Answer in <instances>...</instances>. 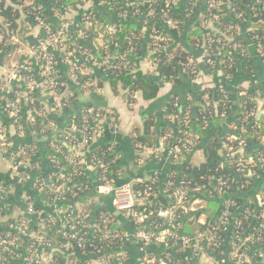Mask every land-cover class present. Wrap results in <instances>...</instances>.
Masks as SVG:
<instances>
[{"label": "trees", "instance_id": "1", "mask_svg": "<svg viewBox=\"0 0 264 264\" xmlns=\"http://www.w3.org/2000/svg\"><path fill=\"white\" fill-rule=\"evenodd\" d=\"M10 1L13 4L12 6H7L4 4V0H0V17L3 18L0 27L5 24L8 30L14 27L19 13L13 6L22 7L24 12L36 24L38 22L35 18L39 14L43 19V24L49 25L55 31L63 30L70 34L71 38L68 44L74 43L76 45L70 47L73 53L80 54L81 51L79 50L88 51V57H84L85 61L84 59L81 60L80 64L82 63L84 67H89L91 63L90 57L96 58L98 63L94 67L110 73L111 86H120L124 91V96L129 101L132 95L137 92L145 100L155 98L161 82L175 81L181 72H184L189 80L195 78L196 74L200 71V67L194 57H196L195 55L200 57L203 49L209 50L211 54L210 59L213 60V64L211 65L202 59L201 61L205 63L206 68L213 75L217 71H220L222 74L233 73L235 71L234 64L228 67L232 62L228 63L227 61L222 63V60L227 55L235 59V52L239 53L234 45L236 42H240V40L238 38L231 39V37L236 36L237 31L229 30V26L231 25L238 30L236 22L238 20H226L224 12L221 9L219 11L211 9L210 12L215 15L214 18L211 17L205 12V6L200 0L194 3L192 0H183L176 3L172 2V0H126L127 4L119 0H99L110 6L112 13L99 15L95 10L83 12L80 14L76 26L68 27L66 30L58 25H56L58 26L56 28L48 20V16L56 15V11L62 12L64 9H76L85 0H34V5L32 6L25 5V2L28 0ZM141 1L144 2L140 4ZM230 2L234 7L231 9L233 13H235V10L239 12V21L249 23V37L256 44H263L264 0H230ZM258 2L261 4H258ZM36 7H40V9L38 10ZM48 7L49 14H46L45 9ZM199 9L204 12V16L201 20H196L195 13ZM86 17L92 22L90 24L91 27L96 29L91 28L93 33L86 26L89 25L85 22ZM209 22L213 25L211 28L207 27ZM107 27H111L112 30L106 32ZM144 27H146V30H143ZM79 30L84 31V40H76L74 33ZM102 36L106 39L104 40V44L97 45L96 49L89 47L92 39ZM155 36L158 37L155 38ZM5 37L3 35L2 40ZM208 38H212L216 42L209 44ZM145 40L151 42V56L157 61L159 66L157 78L143 74L137 64L138 58L143 54V41L145 42ZM103 45H106V48H103ZM118 45L119 47H117ZM107 54L111 56L115 54L112 61L105 59ZM57 56L60 59L63 57L61 52ZM122 57H124V60L121 59ZM190 59L194 62L189 63ZM39 64H41L40 61ZM79 79L83 81L85 78L82 79L80 75ZM62 92H65V90L63 85L59 84L58 93ZM188 92H191V89L184 94H172L168 98L164 104L163 118L158 123L155 120V116L150 113H144L142 114L141 122L133 124L129 139L138 152L150 150L153 151V154L154 152L158 154V151L162 152L163 150L167 153V150L175 144H179L183 150L177 157L171 158L172 163H174L173 165L179 166L180 169L178 171L174 169L176 167H170L167 173L163 174L157 168H150L147 175L139 174L135 177L142 179V182L135 183L133 189L152 191L153 194L151 197H148L150 198L149 202H151V205L147 202L146 206L150 210H155L157 207H168L172 204L171 198L168 197L169 192L176 189H186L191 191L189 196L194 197L192 194L193 189L199 188L195 197L204 202L203 207L191 212V219L186 218L182 210L179 209L177 211V216H179V219L181 218L178 221L182 228L181 233L191 234L192 236L198 231L205 232L216 223L225 206H228L231 215H238L235 217L236 220L238 219L241 222L243 231L247 232L250 228L257 231L260 230L262 241L261 243H256L258 244V248L254 247L257 248L255 250L253 246L248 247V262L238 263L236 259H232L231 257L234 245L232 236L237 233L241 236L244 232L242 233V231L232 226L227 235L223 232L220 233L218 245H214L215 243L212 242V245L205 246V242L203 243L206 247V255L211 257L217 264H264V259L258 255L259 251L264 252V169L255 160L250 164L245 163V160L250 157L255 159L260 157V155H264V145L261 143V139L264 136V114L257 117V102L253 99L252 92H247L243 98H239L235 103L232 99L220 101L221 94L218 87L217 89L200 90L197 92L196 101L198 104L196 105H193L188 99ZM40 95V93L32 95L35 100L29 108H32V105L35 110L43 108ZM205 95L209 101L207 105H203ZM72 96H67L65 99V103L62 105L63 110L68 108L73 100ZM233 105L235 108H233ZM0 109L9 116L6 110L2 107ZM80 110L79 113L83 114V117L75 116H77L76 121L78 125L82 127L88 126L89 123L93 122V114L98 113L103 119L106 116V119H108V116H110L106 115L104 110L97 109L92 105H86ZM222 112H224V115H222ZM182 119L188 121L187 126H184ZM227 120H230L228 122L237 120L246 129L242 134L245 138V146L241 151L236 150L229 157L226 156L227 148L232 146L236 149L238 144L237 141L230 137L232 131L226 125ZM102 122L100 124L97 123L101 132L103 130ZM26 128L40 133H45L47 130V128H44L42 118H36L33 122L27 123ZM93 128L87 127L86 132L88 135L92 134ZM184 132L190 133L189 144L184 142V140L180 141L181 137H184ZM63 136L64 134H57L51 141L52 151L48 157L56 162L53 163L55 165L58 162L61 165V157L69 154L68 146L76 142L65 143ZM159 138L164 141L163 144L165 145L163 148L159 145ZM92 141V139H89L81 150L83 155L75 154L76 164L70 171V180H61L57 179V176H54L46 183L44 181L45 176L39 175L37 177L38 180L34 181L33 186L28 191L30 198L36 201L37 198L42 200L45 195L51 199L57 195L61 199V208L68 210L66 216L70 217L69 210L73 208L71 205L75 204L77 198L83 194L82 184L79 183L81 180H84L88 186V191L95 190L96 192H98L99 185L103 183L99 177L101 173L105 175L106 179L112 180L114 184H120L121 182H118V178L121 177L119 172L121 155L119 156L114 152L117 151V144L114 141H105L100 147L88 151V146ZM196 148H200L203 153V160L198 164H194L189 160L190 154ZM86 165L93 168V173L96 175L94 183L85 181ZM258 178L261 179L258 180ZM41 182L45 183V185ZM57 186H61V193L59 194L55 193ZM256 190L262 195V203L258 207H254L256 205L254 202ZM39 203L37 207L43 205V201ZM139 206L137 204L136 208L139 209ZM247 209L250 216L240 219L242 211ZM96 211L98 215L100 209ZM116 215L122 218V221L126 217L118 213ZM201 215L205 218L204 224L198 221ZM130 218L132 219V217ZM104 219L105 217H97V222L95 221L101 231L105 229L109 231H123L125 225H121V220L114 224L112 221L102 223ZM229 222H231V217ZM153 224L157 226L160 225V222L153 220ZM148 230L154 232L152 228ZM203 238H206V235H203ZM169 241L172 244L165 239L164 242H152L153 244L150 243V245L145 246L148 249V253L156 257V261L151 264H160L159 261L161 260L166 264H196L194 260L186 258L187 249L183 251L173 245L175 244V240ZM165 244L169 245L168 248L165 247ZM107 245H109L108 248L104 247L102 250L105 256L120 255L126 249L132 253L131 260L136 255L137 257L139 256L137 245L134 242L126 240L121 242L118 239H112L110 242H107ZM74 258L77 260L78 256L74 255ZM57 259L63 263L65 262L62 256ZM223 259L225 261H222ZM78 262L76 264H79ZM111 262L112 264H120L114 258H111Z\"/></svg>", "mask_w": 264, "mask_h": 264}, {"label": "crops", "instance_id": "2", "mask_svg": "<svg viewBox=\"0 0 264 264\" xmlns=\"http://www.w3.org/2000/svg\"><path fill=\"white\" fill-rule=\"evenodd\" d=\"M126 3V0H119ZM183 0H172L176 3ZM204 5L209 0H200ZM219 3V7L224 12V18L226 20L235 19L238 24V30L235 29L236 36L231 39H239L240 44L238 54L235 52V59L232 58V64L235 65V71L233 73L222 74L217 71L213 75L207 68L204 62L201 61L198 55H195L196 62H198L200 71L196 74L195 78L189 80L184 72H181L175 81L161 82L158 94L151 100H145L142 98L139 92L132 95V100L127 99L124 96V91L120 86L112 87L110 84V73L102 71L98 67L89 66L84 67L81 71L82 79L80 83H76L70 77V66L66 63L64 58L58 57L57 51H48L51 57L54 59L55 70L58 76L63 79V88L68 96H72L73 100L69 104L66 110H63L62 106L59 109L52 110V100L48 96V85L46 80L41 75L40 64L37 58L33 56L32 49L35 46L37 37L44 36L42 25L36 24L33 20L24 12L22 7L13 6L19 13L17 20L14 23V27L6 29V24L0 27V75L10 69L20 65H28L35 77V93L41 94V101L46 115V121L49 123V127L46 132H37L36 130H29L26 125L18 127L10 117L2 112L0 109V134L3 135L10 143L11 150L17 151L23 149L25 153L17 155L14 159L8 153H0V182L7 183L13 188V193L10 195V200L19 208L23 209V199L30 198V188L33 186L35 180H38L39 175H44V181L47 183L51 177L57 176L58 169L61 165L58 162L56 165L53 163L48 155L51 154V141L57 134H65L69 126V121L76 117H83L79 112L80 109L86 105H92L97 109L105 111L107 116L101 123L103 130L99 136H97L91 144L88 146V151L100 147L105 141H114L117 144V151H114L119 156L121 155L120 174L118 182L124 183L137 177L139 174L147 175L148 170L151 168H157L161 173L166 174L170 167L178 171L180 168L178 165H173L171 156L165 151H158V154L152 153L150 150H143L138 152L130 142L129 134L132 130L134 123L141 122L142 114L150 113L155 116V120L158 123L163 118L164 104L172 94H184L188 92L187 97L193 103L198 104L196 101L197 92L209 88L221 87L227 90L231 94L233 102H237L239 99L238 93L242 92L245 96L247 92H252L253 99L257 102V117L264 114V52L261 51L258 44L249 37V23L239 21V12L233 13L232 4L230 0H215ZM141 1L140 4H142ZM5 5H13L10 0H4ZM127 4V3H126ZM25 5H34V0H28ZM89 10H95L99 15L105 13H112L109 5L102 3L99 0H85L78 8L64 9L61 13L55 12L56 15L48 16V20L55 26L58 25L64 29V25L68 27H74L79 20L80 14L88 12ZM45 13L49 14V7L45 9ZM60 14V15H59ZM204 16V12L200 9L195 13V19L201 20ZM3 22V18L0 17V23ZM201 22V21H200ZM202 25V22H201ZM89 27L91 33H93L91 25ZM213 25L209 22L207 27L211 28ZM55 28V27H54ZM92 28V29H91ZM96 30V29H94ZM146 30V27L143 28ZM7 31V32H6ZM6 36L2 40V36ZM104 40L94 38L89 44V47L96 49L97 45L103 44ZM119 47V45L117 46ZM143 54L138 58V67L143 74L157 78L159 75V66L156 60L152 58V45L151 42L143 41ZM236 49V48H235ZM241 51V52H240ZM119 52V51H118ZM116 54V52H115ZM90 82H89V81ZM17 87H21L22 84L14 82ZM24 89V87H21ZM243 98V97H242ZM203 105L209 104L208 97L204 96ZM236 106V104H235ZM233 108L234 105H233ZM82 113V112H81ZM77 115V116H75ZM114 117V118H113ZM226 121V125L230 122ZM100 124V123H99ZM116 127L113 130V127ZM104 133V134H103ZM161 148L165 144L163 139H158ZM261 143L264 145V136L261 139ZM154 155V156H153ZM155 158H153V157ZM170 156V157H169ZM192 163L198 164L203 160V153L200 148H196L190 158ZM86 180L90 182L96 181V175L93 173V168L85 167ZM71 179V178H70ZM69 179V180H70ZM261 178H258L260 180ZM81 180L83 194L77 198L75 204L71 205L79 217L88 225L96 224L97 217H106L113 224L119 222L122 218L116 215L114 207L112 205L111 197L108 195H102L99 192L88 191V186ZM29 194V195H28ZM38 194V193H36ZM40 195V194H39ZM36 200H39L37 198ZM50 198L45 195L41 201L47 203ZM258 207L262 202V195L256 190L255 200ZM204 204V202L202 201ZM97 209H100L97 215ZM24 210V209H23ZM253 213V212H251ZM254 215V214H251ZM203 223L205 219L201 218ZM96 221V222H95ZM123 222V223H122ZM98 224V223H97ZM121 225H125V229L121 233V242L130 241L137 245V255L131 260L130 251L123 253L124 258L120 264H135L142 256L141 241L136 238V232L141 224L135 219L130 217H124L121 220ZM231 230V229H230ZM80 264H87L89 261L96 260L95 257L78 252L77 254ZM209 259V264H216ZM86 261V262H85ZM225 261V259H223Z\"/></svg>", "mask_w": 264, "mask_h": 264}, {"label": "built area", "instance_id": "3", "mask_svg": "<svg viewBox=\"0 0 264 264\" xmlns=\"http://www.w3.org/2000/svg\"><path fill=\"white\" fill-rule=\"evenodd\" d=\"M197 1V0H195ZM215 0L207 1L209 8L215 6ZM38 10L40 7H36ZM36 9V10H37ZM211 17H215L210 12ZM35 20L38 24L42 25V30L44 36H41L36 40L35 46H33L32 54L40 61L41 75L40 77L46 80L48 85V96L52 100V105L50 108L52 110L59 109L65 103V99L68 94L66 92L58 93V85L62 86L63 81L58 76L55 70L54 59L51 57L48 51L61 52L64 60L70 66V77L80 83L81 71L84 68L81 60L88 57L89 53L86 50H79L81 53H73L70 49L71 46H76L73 44H68L71 36L70 34L59 30L53 32L49 25L43 24V19L36 15ZM86 23L92 24L90 20L86 17ZM106 32L112 30L111 27L106 28ZM229 29L235 31L234 26H229ZM55 31V30H54ZM76 40H84L85 33L79 30L74 33ZM158 36H155L157 38ZM106 40L104 36L101 37ZM257 39V37H255ZM209 44L216 42L212 38H208ZM110 44V42H108ZM104 44V43H103ZM261 51L264 52V43H257ZM234 47L238 49L240 44H235ZM106 48V45H103ZM79 49V48H78ZM107 54L105 59L107 61H112L115 57ZM210 52L208 49H203L200 55V59L213 64V60L210 59ZM121 59L124 60V57ZM90 65L95 66L98 60L94 57H90ZM222 63L228 61L232 62L230 55H227ZM192 59L189 63H193ZM226 65V64H225ZM232 63L228 66L231 67ZM21 83L24 89L17 87L14 82ZM220 92V101H228L231 99V94L218 87ZM35 93V77L33 72L28 65L20 64L9 71H6L0 75V107L6 110L11 117L14 124L18 127H23L27 123L33 122L36 118H42L44 122V128H48L49 123L46 121V115L44 108L40 110H35L29 108L34 102L35 98L32 95ZM239 98L244 97L242 92L238 93ZM84 112V111H83ZM92 113V112H87ZM224 115V112H222ZM252 115H254L252 113ZM86 116V115H85ZM93 122L89 123V128L92 129V134L88 135L86 129L88 126H79L76 119L73 118L69 122L67 132L63 136V141L65 143L76 141L72 145L68 146L69 154L65 157H61V167L58 169L57 179L66 180L70 179V171L76 164L75 154L83 155L81 150L85 147L89 139H95L101 134V129L98 124L103 121L98 113L93 114ZM184 126L188 125V121L182 119ZM98 123V124H97ZM228 128L231 129L232 135L230 136L233 140L237 141L238 147L235 149L232 146L227 148L226 156H231L236 150L241 151L245 146V138L242 134L246 131L242 123L235 120L228 124ZM116 127H113L115 130ZM190 133L184 132V137H181L180 141L189 144ZM179 141V142H180ZM183 150L180 148L179 144H175L169 150L167 154L171 157H177L179 153ZM0 153H8L11 158H15L17 155L25 153L23 149L14 151L11 150L9 141L0 136ZM169 156V157H170ZM243 160V159H242ZM255 161L260 163V166L264 169V155H260L258 158H248L245 160L246 164L253 163ZM90 167L91 166H85ZM103 181L98 187V192L102 195H108L111 197L112 205L116 213L124 215L126 217H132L139 224H143L138 228L136 232V238L141 241V251L142 256L138 264H151L156 261V257L148 253L146 245H150L152 242H164L165 239L173 241L175 240L174 246L180 248L181 250H186V258L189 260H194L196 264L202 258L204 261L209 260L205 253L207 245L219 244L218 237L221 232L227 235L230 232V228H236L237 230L243 231L241 222L235 216L231 215L228 206H225L221 214L219 215L216 223H214L205 232H197L196 234H183L181 233L182 228L178 221L179 216H177V211L182 210L186 218L191 219V212L201 209L203 207L202 200L195 197V194L199 188L193 189V196H189L191 191L186 189H176L169 192L168 197L171 198L172 204L168 207H157L155 210H150L146 206L149 202L151 195L153 194L150 190H137L133 189V185L137 182H142L140 178H134L130 181L114 184L112 180L106 179L105 175L101 173L99 176ZM43 185L45 183L41 182ZM184 183V182H182ZM13 188L7 183L0 182V264H76L78 259L74 258L78 252H83L89 254L96 258L94 261H89L87 264H112L111 258H114L116 262H121L124 258V254L120 255H110L105 256L102 250L106 246L107 242L112 239H121V233L118 231H109L105 229L101 231L96 224L88 226L75 212L72 208L69 210L70 217L66 216L68 210L62 209L60 204L59 196L55 195L52 199L40 207L39 200H32L31 198L23 199V209L20 210L17 206L10 200V195L13 193ZM55 193H61V186H57ZM264 195V194H263ZM139 201H141L139 203ZM151 205V202H149ZM262 203V202H261ZM139 206V209L136 206ZM262 215V214H261ZM250 213L247 210L242 211L240 219L242 217L248 218ZM231 217V222L229 219ZM259 217V215H258ZM205 219L201 215L198 221ZM153 220L159 221L160 225L155 226ZM109 222V219L105 217L102 223ZM205 222V221H204ZM201 223V224H204ZM107 228V226H105ZM152 228L154 232L148 230ZM206 235V238H203ZM99 240V241H98ZM262 241L261 231L256 229H248L243 235H238V233L232 236L233 250L231 251L232 259H236L238 263L244 261L248 262V247L257 249L258 244ZM205 242V246L204 243ZM153 244V243H152ZM170 244H172L170 242ZM169 245L165 244L168 248ZM257 247V248H254ZM106 248V249H107ZM192 251V253H191ZM88 252V253H87ZM195 254V257H192ZM192 255V256H191ZM258 255L264 259V252H258ZM63 257L65 262L58 261V257ZM223 261V260H222ZM160 264H166L164 261H159ZM80 264V262H78ZM185 264V263H180ZM217 264V263H216Z\"/></svg>", "mask_w": 264, "mask_h": 264}, {"label": "rangeland", "instance_id": "4", "mask_svg": "<svg viewBox=\"0 0 264 264\" xmlns=\"http://www.w3.org/2000/svg\"><path fill=\"white\" fill-rule=\"evenodd\" d=\"M192 2L194 3V2H196L195 0H192ZM214 3H215V6L214 7H212V8H209V6H208V3L207 2H205V4H204V6H205V12L209 15V13H210V11H211V9H217L218 11H219V9H220V5H219V3L218 2H216V1H214ZM260 2H258V4H259ZM261 4V3H260ZM232 8H234L233 7V5H232ZM221 11V10H220ZM61 13V12H60ZM235 13H237V10H235ZM212 15H214V14H212ZM210 21V20H209ZM56 28H58V26H55ZM64 27V29L66 30L67 28H68V25H64L63 26ZM230 30V29H229ZM53 32H57V30L56 31H54V29L52 30ZM65 32V31H64ZM0 136H3V135H1L0 134ZM4 137V136H3ZM192 257H195V254H193V256ZM193 259V258H192ZM191 259V260H192ZM195 263V262H194ZM198 264H209V260H203L202 258L199 260V263Z\"/></svg>", "mask_w": 264, "mask_h": 264}]
</instances>
